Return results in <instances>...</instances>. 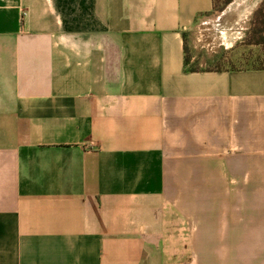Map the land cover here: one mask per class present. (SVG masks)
<instances>
[{"label":"crops","instance_id":"0c3cea01","mask_svg":"<svg viewBox=\"0 0 264 264\" xmlns=\"http://www.w3.org/2000/svg\"><path fill=\"white\" fill-rule=\"evenodd\" d=\"M215 7L0 0V264H264V69L186 71Z\"/></svg>","mask_w":264,"mask_h":264},{"label":"rangeland","instance_id":"374dc122","mask_svg":"<svg viewBox=\"0 0 264 264\" xmlns=\"http://www.w3.org/2000/svg\"><path fill=\"white\" fill-rule=\"evenodd\" d=\"M222 6V4L217 5L215 11L207 16L206 23L200 24L201 28L204 29L203 38L198 47L193 50L192 57H194V60L190 61V67L199 69H240L264 65V32L255 35L253 32L257 9L254 10L251 16L246 18L240 16L241 19L238 24L230 27V30H234L235 33L233 38L229 36L227 41L228 45L232 44V47L226 49L222 46V42L225 36L223 31L228 28V25L222 24L218 18ZM225 40L227 39L225 38ZM257 41L260 43H257ZM201 44H204L209 52L201 49Z\"/></svg>","mask_w":264,"mask_h":264},{"label":"trees","instance_id":"16d2710c","mask_svg":"<svg viewBox=\"0 0 264 264\" xmlns=\"http://www.w3.org/2000/svg\"><path fill=\"white\" fill-rule=\"evenodd\" d=\"M219 0H214V6H217ZM255 16H256V19H255V22L253 20V24L254 25V28H253V32H254V35L255 34H259L261 32H264V0L263 2L260 4V7L257 9L256 13H255ZM255 18V17H254ZM257 43H260L259 41H257ZM187 50V48H186ZM188 60L186 59V71H196V70H199V68H192L189 66H187V64H189V57H187ZM253 68H263L264 69V65H261V66H253ZM216 69H220V68H216Z\"/></svg>","mask_w":264,"mask_h":264}]
</instances>
